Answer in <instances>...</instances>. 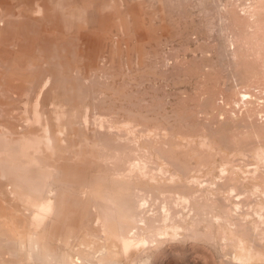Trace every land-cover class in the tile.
I'll return each mask as SVG.
<instances>
[{"label":"rangeland","instance_id":"1","mask_svg":"<svg viewBox=\"0 0 264 264\" xmlns=\"http://www.w3.org/2000/svg\"><path fill=\"white\" fill-rule=\"evenodd\" d=\"M0 159V230L57 255L264 264V0H0Z\"/></svg>","mask_w":264,"mask_h":264},{"label":"bare ground","instance_id":"2","mask_svg":"<svg viewBox=\"0 0 264 264\" xmlns=\"http://www.w3.org/2000/svg\"><path fill=\"white\" fill-rule=\"evenodd\" d=\"M6 138H8V137H6ZM14 147H16V146H14ZM12 149V148H11ZM16 150V149H15ZM17 151H20V150H17ZM3 155V154H2ZM4 158V157H3ZM2 158V159H3ZM6 160H7V156H6V158H5ZM1 160V159H0ZM9 161V160H8ZM15 161V160H14ZM13 161V162H14ZM6 162V161H5ZM26 164H27V162H26ZM38 165V164H37ZM39 170V169H38ZM41 174V173H40ZM39 176V175H38ZM70 176V175H69ZM78 176V175H77ZM2 177H5L6 178V176H3L2 175ZM40 177H41V175H40ZM40 177H38V179H40ZM73 177V176H72ZM82 178V177H81ZM51 182V181H50ZM53 188V187H52ZM54 189V188H53ZM9 190H11L10 188H9ZM48 190V189H47ZM47 190H46V193H47ZM12 191V190H11ZM15 191V190H14ZM19 191V190H18ZM50 191H51V189H50ZM53 191V190H52ZM20 192V191H19ZM11 192L9 191V194H10ZM45 193V194H46ZM15 194V193H14ZM50 194V193H49ZM65 194V193H64ZM13 195V194H12ZM17 195V194H16ZM14 196V195H13ZM18 196V195H17ZM16 197V196H15ZM21 197V195L19 196V198ZM33 197H35V196H33ZM49 197V196H48ZM16 198H18V197H16ZM20 199H22V197L20 198ZM64 199H65V197H64ZM68 199V198H67ZM72 199V198H71ZM18 200V199H17ZM25 200V199H24ZM24 200L22 201V202H24ZM70 200V199H69ZM73 200V199H72ZM78 200V199H77ZM81 200V199H80ZM80 200H78V202L80 201ZM110 200H112V199H110ZM109 200V201H110ZM21 201V200H20ZM25 201H27V200H25ZM37 201V200H36ZM66 201V200H65ZM82 201V200H81ZM113 201V200H112ZM136 201V200H135ZM134 201V202H135ZM74 202H76V201H74ZM111 202V201H110ZM109 202V203H110ZM114 203H115V201H113ZM113 202H111V203H113ZM29 203V202H28ZM73 203V202H72ZM84 203V202H83ZM110 203V205H112ZM114 203H113V206H114ZM125 203V202H124ZM68 204H71L70 202L68 203ZM75 204V203H74ZM118 204H120V202L118 203ZM55 205H56V201H55ZM73 205V204H72ZM76 205H78V207H80L79 206V204H76ZM121 205V204H120ZM128 205V204H127ZM24 206H25V204H24ZM130 206V205H129ZM27 207V206H26ZM95 207V206H94ZM120 207H122V206H120ZM124 207V206H123ZM127 207V206H126ZM35 208H37V207H35ZM114 208H115V210H116V207L114 206L113 207V209H112V207H111V211L113 210L114 211ZM128 208V207H127ZM42 209H43V211L44 212H46V213H49V212H51V210H52V204H48V205H45L44 207H42ZM129 209H130V207H129ZM26 210V209H25ZM29 210V209H28ZM54 210H56V209H54ZM118 210V209H117ZM127 210L128 209H126V212H127ZM131 210H132V208H131ZM36 211H38V209H36ZM15 212V211H14ZM17 212V211H16ZM26 212H28V211H26ZM31 212V211H30ZM68 212V211H67ZM20 212H17V214H19ZM54 213H56V211L54 212ZM114 213H117V211L115 212L114 211ZM114 213H112V214H114ZM28 215L30 214V213H27ZM26 214V215H27ZM32 214V213H31ZM38 214V213H37ZM27 215V216H28ZM33 215H34V213H33ZM50 215V214H49ZM57 215V214H56ZM131 215V214H130ZM12 216H13V214H12ZM99 216H100V214H99ZM114 216H116V214L114 215ZM177 216H178V214H177ZM177 216H172L173 218L174 217H176L177 218ZM181 216V215H180ZM26 217V216H25ZM53 217V216H52ZM56 217V216H55ZM54 217V218H55ZM110 217V216H109ZM132 217V216H131ZM135 217H137V216H135ZM168 217V216H167ZM184 217V216H183ZM49 218V217H48ZM92 218V217H91ZM141 218H143V217H141ZM166 218V217H165ZM176 218H175V220H176ZM200 218V217H199ZM88 219V218H87ZM107 219V218H106ZM113 219H114V217H113ZM119 219V218H118ZM123 219V218H122ZM133 219V218H132ZM136 219V218H135ZM144 219V218H143ZM142 219V220H143ZM180 219V218H179ZM179 219H177V220H179ZM47 220V219H46ZM45 220V221H46ZM51 220V219H50ZM49 220V221H50ZM102 220V219H101ZM120 220V219H119ZM137 220H139V217H138V219ZM141 220V219H140ZM139 220V221H140ZM145 220V219H144ZM183 220V219H182ZM196 220V219H195ZM219 220V219H218ZM225 220V219H224ZM227 220V219H226ZM225 220V221H226ZM48 221V222H49ZM174 221V220H173ZM172 221V222H173ZM186 221V220H185ZM200 220H197L196 222H199ZM228 221V220H227ZM35 222V221H34ZM51 222V221H50ZM107 222V221H106ZM135 222H136V220H135ZM134 222V223H135ZM140 222H142V221H140ZM161 222V221H160ZM171 222V223H172ZM179 222V221H178ZM220 222V221H219ZM46 223V222H45ZM93 223V222H92ZM133 223V224H134ZM223 223V222H222ZM130 224V223H129ZM155 224V223H154ZM186 224H187V222H186ZM225 224V223H224ZM147 225V224H146ZM47 226H49V224H47ZM46 226V227H47ZM104 226V225H103ZM102 226V227H103ZM128 226V225H127ZM133 226V225H132ZM161 226H162V224H161ZM167 226V225H166ZM185 226V225H184ZM33 227V226H32ZM39 227V226H38ZM45 227V228H46ZM130 227V226H129ZM148 227V226H147ZM150 227V226H149ZM43 228V227H42ZM105 228V227H104ZM263 228V227H262ZM32 229V228H31ZM39 229H41V228H39ZM76 230V228H73V230ZM121 229V228H120ZM123 229V228H122ZM156 229V228H155ZM167 229V228H166ZM189 229V228H188ZM46 230V229H45ZM105 230H107V229H105ZM126 230V229H125ZM174 230V229H173ZM155 231V230H154ZM160 231V230H159ZM163 231V230H162ZM236 231V230H235ZM70 231H68V233H69ZM72 233H73V231H71ZM75 232V231H74ZM149 232H151V231H149ZM167 232H168V230H167ZM140 233V232H139ZM148 233V232H147ZM160 233V232H159ZM174 233V232H173ZM70 234V233H69ZM69 234H68V236H69ZM96 234H98V233H96ZM134 234H136L137 236H139L138 234H137V232H135ZM189 234V233H188ZM95 235V234H94ZM99 235V234H98ZM180 235V234H179ZM260 235V234H259ZM85 236V235H84ZM135 236V235H134ZM72 237V236H71ZM70 237V238H71ZM73 237H74V233H73ZM91 237V236H90ZM148 238H149V236H147ZM146 237V239H148ZM93 238V237H92ZM112 238V237H111ZM123 238V237H122ZM137 238H139V237H137ZM263 238V237H262ZM110 239V238H109ZM258 239V238H257ZM257 239H255V240H257ZM97 240V239H96ZM138 240H140V239H138ZM158 240H160V237L158 238V235L157 234H151L150 235V238L148 239V240H145V244H148V245H150V243L151 242H155V241H158ZM255 240H254V242H255ZM81 241V240H80ZM111 241V240H110ZM253 241V240H252ZM87 242V241H86ZM89 242V241H88ZM92 242V241H91ZM91 242H89V244L91 243ZM109 242V241H108ZM0 244H3V245H1L2 247L4 246V245H7L9 248H14V249H17L18 251L20 250L21 252H24V254H25V261H26V264H121L120 262H118L117 260H110L109 258L107 259V260H105V259H103L104 258V256L101 258L100 257V255L102 254L101 252H99V253H101V254H99V257L97 258V256L95 255V252H96V250H92V251H88L87 252V254L85 255V257L83 256V257H81V256H78V255H76V254H68V255H66V256H60V254L59 255H57V254H55V253H53V251L51 250V249H49V247H47V246H45L44 244H41V242H40V239L38 238V233H31V234H23V233H15V232H13V231H8V229H2V230H0ZM60 244V243H59ZM83 244H85V242H83ZM94 244V243H93ZM109 244V243H108ZM87 244H85V246H86ZM114 245H115V243H114ZM117 245V244H116ZM115 245V246H116ZM258 245V244H257ZM65 246V245H64ZM77 246V245H76ZM85 246H83L84 248H86ZM89 246V245H88ZM106 246H107V244H106ZM115 246H114V248H115ZM120 246V245H119ZM119 246H117V247H119ZM259 246V245H258ZM263 246V245H262ZM59 247V246H58ZM82 247V248H83ZM93 247V246H92ZM102 247V246H101ZM109 247V246H108ZM112 247V246H111ZM81 248V247H80ZM83 248V249H84ZM113 248V249H114ZM120 248V247H119ZM239 248H240V251H241V256H239V257H236V260L237 261H239V262H241V264H245L246 262H250L252 259H253V254H255V255H261L262 253L260 252V251H257L256 250V248L254 247V246H249L248 244H246L244 241H240V245H239ZM60 249V248H59ZM59 249H58V251H59ZM69 249V248H68ZM67 249V247H66V250H68ZM73 249V248H72ZM76 249H78V248H76ZM91 249V248H90ZM105 249V248H104ZM106 249H107V247H106ZM115 249H117L118 250V248H115ZM89 250V249H88ZM264 250V249H263ZM262 250V251H263ZM1 251V250H0ZM16 251V250H15ZM77 251V250H76ZM110 251H112V250H110ZM119 251V250H118ZM67 252V251H66ZM71 252V251H70ZM60 253V252H59ZM78 253V252H77ZM106 253H107V255H108V252L107 251H105V252H103V255L105 254L106 255ZM111 254V253H110ZM145 254V253H144ZM143 254V255H144ZM78 256V258H76ZM107 257V256H106ZM117 257V256H116ZM115 257V258H116ZM114 258V257H113ZM141 258V257H140ZM139 259V258H138ZM22 260V259H21ZM134 261V260H133ZM22 262V261H21ZM253 262V261H252ZM137 263H138V261H137ZM139 263H141V260H139ZM138 263V264H139ZM254 263H255V261H254Z\"/></svg>","mask_w":264,"mask_h":264}]
</instances>
